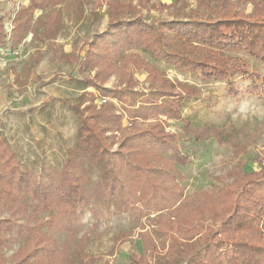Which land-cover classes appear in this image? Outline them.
Instances as JSON below:
<instances>
[{"label": "trees", "instance_id": "obj_1", "mask_svg": "<svg viewBox=\"0 0 264 264\" xmlns=\"http://www.w3.org/2000/svg\"><path fill=\"white\" fill-rule=\"evenodd\" d=\"M27 1L10 13L9 31L0 17V49L14 51L28 35L36 44L52 43L64 16L84 17L86 0ZM171 1L137 0L133 6L106 0V27L86 43L84 54H59L84 75L70 80L81 91L72 107L77 131L59 171L40 165L36 172L21 163L0 126V213L7 212L0 218V264H94L95 258L83 255L87 238L72 248L87 212L94 220L106 212L132 222L154 215L137 235L142 254H131L129 264H264V146L257 170L244 172L239 163L228 172L231 185L185 196L176 167L188 159L164 122L180 120L184 104L199 92L171 81L135 52L177 73L222 82L235 101L245 95L264 100V74L248 72L229 55L245 53L264 66V0ZM191 1L194 9L184 18H142L143 12L162 13ZM41 58L38 52L32 63ZM137 73L144 74L145 88ZM238 78L248 80L243 90ZM183 130L193 142L224 144L218 129L186 123ZM245 154L242 146L232 150L234 158ZM26 197L35 204L32 212L20 204ZM55 234L65 235L62 249ZM131 236L121 232L115 243ZM23 237L24 244L5 258L3 250Z\"/></svg>", "mask_w": 264, "mask_h": 264}, {"label": "rangeland", "instance_id": "obj_2", "mask_svg": "<svg viewBox=\"0 0 264 264\" xmlns=\"http://www.w3.org/2000/svg\"><path fill=\"white\" fill-rule=\"evenodd\" d=\"M129 1L133 6L137 0ZM171 4V0H157ZM23 0H0V17L5 16L4 25L7 31L11 24L9 15ZM106 0H86L84 17L74 21L64 16V28L52 43L36 44L28 36L20 47L12 51L0 49V126L3 137L9 142L19 161L38 172L43 165L59 171L67 152L74 147L77 131V119L72 107L81 94L79 87L71 79L81 80L84 75L79 72L77 63H68L59 58V54L75 52L82 56L86 43L106 27ZM194 3H179L162 13L143 12L146 22L184 18ZM40 12L36 14L38 16ZM96 15V18L94 17ZM40 53L42 58L33 64V57ZM153 67L163 72L171 81H179L194 86L199 95L186 102L182 108L181 119L165 120L164 124L170 133L177 137V147L188 159L185 167L177 166L182 176L180 186L185 196H193L197 191L214 192L233 183L228 172L240 163L244 172L257 170L256 157L264 146V100L256 96L245 95L239 101L227 96L222 82H205L199 76L180 74L167 68L163 63L153 61L140 51H135ZM231 57L240 58L246 70L260 76L264 66L245 53H230ZM141 87H146L144 74H135ZM239 90L248 85V80L236 79ZM97 104L99 101L96 102ZM191 129L207 126L218 129L224 139L218 145L209 139L193 142L185 134L183 125ZM235 146L246 149L245 155L232 157ZM96 181L97 172L91 177ZM20 204L28 212L35 208L29 197ZM2 211L0 218L6 217ZM154 215L148 219L132 222L127 217H115L106 212L94 220L87 212L76 232V241L87 238L83 255L95 258L94 264H129L131 254L141 255L142 248L138 233L142 227L149 226ZM24 220L19 219L23 224ZM132 231L126 243H115L121 232ZM26 237L18 239L9 249L3 250L5 258L12 255L25 242ZM60 249L65 241L64 234H55ZM176 264H184L179 260Z\"/></svg>", "mask_w": 264, "mask_h": 264}, {"label": "crops", "instance_id": "obj_3", "mask_svg": "<svg viewBox=\"0 0 264 264\" xmlns=\"http://www.w3.org/2000/svg\"><path fill=\"white\" fill-rule=\"evenodd\" d=\"M23 1H24V2H23L20 6H25V5H27V2H28V1H27V0H23ZM17 8H18V7H17ZM17 8H16V9H17ZM16 9H15V10H16ZM37 13H38V12L35 13V16H36ZM10 24H11V23H10ZM4 26H5V25H4ZM10 28H11V27H10ZM5 30H6V29H5ZM6 31H7V30H6ZM28 36L31 37V35H28ZM28 36H27V37H28ZM25 40H26V39H25Z\"/></svg>", "mask_w": 264, "mask_h": 264}]
</instances>
